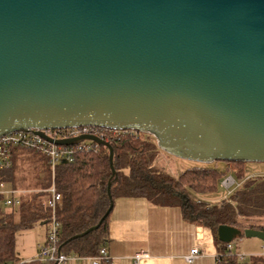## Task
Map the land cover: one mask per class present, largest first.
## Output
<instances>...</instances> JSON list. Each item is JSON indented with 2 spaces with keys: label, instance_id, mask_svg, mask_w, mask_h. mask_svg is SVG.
<instances>
[{
  "label": "water",
  "instance_id": "water-1",
  "mask_svg": "<svg viewBox=\"0 0 264 264\" xmlns=\"http://www.w3.org/2000/svg\"><path fill=\"white\" fill-rule=\"evenodd\" d=\"M81 127L149 134L198 164L264 163V0H0V137L107 147L116 181L108 142L42 133ZM242 237L264 244L218 228Z\"/></svg>",
  "mask_w": 264,
  "mask_h": 264
},
{
  "label": "trees",
  "instance_id": "trees-1",
  "mask_svg": "<svg viewBox=\"0 0 264 264\" xmlns=\"http://www.w3.org/2000/svg\"><path fill=\"white\" fill-rule=\"evenodd\" d=\"M104 131V140L114 150L116 181L110 167L109 149L95 143L91 150L76 153L71 162L61 161L54 170L39 154L25 149L15 151L14 165L0 172V181L17 189V160L20 159L17 155L30 152L43 162L39 174L42 189L29 193L18 208L0 206V264H22L16 252L17 234L50 224L53 211L47 205L49 194L46 191L52 185L62 195L54 213L63 254L97 256L109 239L110 214L96 231L68 241L97 226L117 199L144 198L157 206L180 207L185 219L209 228L218 248L220 264H264V254L254 255L245 262L239 259L238 253L228 250L229 244L218 238V228L222 225L264 232V177L251 173L248 162L192 163L173 175L155 166L163 151L151 135ZM228 176H233L239 186L221 202L208 201L207 197L218 195L221 182ZM110 180L113 181L111 198L108 196ZM2 199L0 196V204H3Z\"/></svg>",
  "mask_w": 264,
  "mask_h": 264
},
{
  "label": "crops",
  "instance_id": "crops-1",
  "mask_svg": "<svg viewBox=\"0 0 264 264\" xmlns=\"http://www.w3.org/2000/svg\"><path fill=\"white\" fill-rule=\"evenodd\" d=\"M24 155L17 163L38 158L30 152ZM35 166L38 175L31 180V186L23 190L41 191L39 174L42 168L37 164ZM6 184L13 188L12 184ZM47 231L46 225H39L17 234L16 252L21 263L28 264L35 259L39 246L45 242ZM105 246L113 264H135L134 258L140 252H147L149 257L139 264H188L185 256L195 247L202 255L194 264H220L218 248L209 228L185 219L180 207L157 206L144 198H120L115 201Z\"/></svg>",
  "mask_w": 264,
  "mask_h": 264
},
{
  "label": "built area",
  "instance_id": "built-area-1",
  "mask_svg": "<svg viewBox=\"0 0 264 264\" xmlns=\"http://www.w3.org/2000/svg\"><path fill=\"white\" fill-rule=\"evenodd\" d=\"M104 130L97 127H81V128H68V129H47L42 133L46 138L51 140H68L81 137L84 135H93L102 140L106 138ZM113 131V130H111ZM120 132V131H114ZM127 132V131H124ZM133 135H137L138 132L128 131ZM105 141V140H104ZM93 148V143L90 141L82 142L73 146H60L53 142L47 141L34 133L29 131L27 133L15 132L3 137H0V172L10 170L14 165V153L18 149H25L36 154L45 157L52 170L61 161L71 162L78 152L89 151ZM264 177V173L254 174ZM5 182L0 181V196L3 198V205L9 209L18 208L24 202V194L16 189L8 188ZM221 186L228 191L232 192L239 186L238 182L233 176L224 178L221 182ZM49 198L47 205L51 207L53 211L52 219L48 225L47 236L45 242L38 248L37 255L34 260L29 263H41V264H113V261L109 255L107 247L104 245L100 248L99 254L95 257H81L76 254H63L59 248L60 239L58 236L59 224L55 218V208L57 204L62 201V195L58 193L52 185L47 191ZM264 249V247H263ZM228 250H233L231 243L228 245ZM202 255L200 249L195 247L191 252L185 256V260L188 264H194V262ZM239 259H245L244 255L237 254ZM149 257L147 252H140L134 258V263L139 264L144 258ZM28 263V264H29ZM26 264V263H22Z\"/></svg>",
  "mask_w": 264,
  "mask_h": 264
},
{
  "label": "rangeland",
  "instance_id": "rangeland-1",
  "mask_svg": "<svg viewBox=\"0 0 264 264\" xmlns=\"http://www.w3.org/2000/svg\"><path fill=\"white\" fill-rule=\"evenodd\" d=\"M24 156L25 155L22 154L20 156V160ZM27 163H32L34 165L30 164L31 166H28ZM42 163L43 162L39 160V158L35 157L32 160H30V162L20 161L17 164V176L19 179L18 181L19 186L17 189L24 194V199H26L28 194L33 191L23 190L22 188L31 186L30 185L32 183L31 180H34V178L38 175L36 173L37 168H35L36 167L35 165L37 164L40 167H42L43 166ZM192 163L193 162L181 160L162 152L159 155V159L155 163V166L158 168L163 167L166 170L170 171L171 174L175 175L177 171L188 168ZM248 167L249 169H251V173L253 174L264 173V163H248ZM6 187L7 189L9 188L8 185ZM228 194H229L228 191L222 187L217 196L207 197V200L211 202H221L222 201L221 199L227 197ZM0 206L5 208L3 204H0ZM231 245L232 248L234 249L233 251L234 253H238L239 255L245 256V262H249L251 260V257L254 255L264 254L263 242L255 238H249V239L245 237L238 238L234 240L231 243Z\"/></svg>",
  "mask_w": 264,
  "mask_h": 264
}]
</instances>
